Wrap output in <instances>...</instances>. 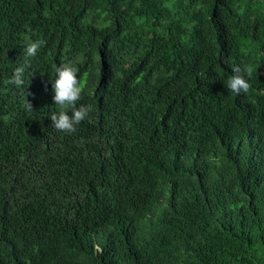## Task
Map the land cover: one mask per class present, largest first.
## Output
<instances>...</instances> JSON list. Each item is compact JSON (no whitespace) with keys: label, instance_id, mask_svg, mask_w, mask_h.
I'll list each match as a JSON object with an SVG mask.
<instances>
[{"label":"trees","instance_id":"1","mask_svg":"<svg viewBox=\"0 0 264 264\" xmlns=\"http://www.w3.org/2000/svg\"><path fill=\"white\" fill-rule=\"evenodd\" d=\"M0 264H264V0H0Z\"/></svg>","mask_w":264,"mask_h":264},{"label":"clouds","instance_id":"2","mask_svg":"<svg viewBox=\"0 0 264 264\" xmlns=\"http://www.w3.org/2000/svg\"><path fill=\"white\" fill-rule=\"evenodd\" d=\"M41 40H27V45L23 49L24 54L27 57H35L38 50L43 45ZM25 68L17 67L14 70L12 77L8 80L9 84H14L17 87L21 86L23 81ZM56 79L52 82V89L54 95L52 97L55 105L61 109L58 114L53 113L50 115L51 127L55 130L63 133H72L75 131V126L80 124L85 119L89 118V114L92 111V106L76 107L77 101L80 99L82 88L78 79L79 69L71 63H63L56 67ZM242 71L249 77L252 74L251 67H245L243 70L238 65L232 66V75L226 81L225 87L228 91L240 95L241 93H247L250 85L242 75ZM27 107L32 109L30 103H27ZM69 110L71 115H69Z\"/></svg>","mask_w":264,"mask_h":264}]
</instances>
